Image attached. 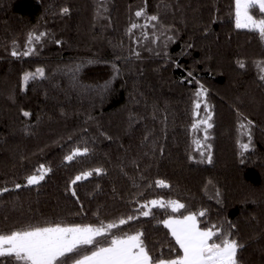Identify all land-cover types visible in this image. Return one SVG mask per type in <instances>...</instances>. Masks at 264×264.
<instances>
[{
  "label": "trees",
  "instance_id": "1",
  "mask_svg": "<svg viewBox=\"0 0 264 264\" xmlns=\"http://www.w3.org/2000/svg\"><path fill=\"white\" fill-rule=\"evenodd\" d=\"M234 4L0 0V233L135 215L112 234L142 231L151 254L170 259L182 250L161 221L203 210L201 228L243 244L240 264H264V39L236 28ZM95 63L113 73L86 85L81 69ZM37 68L44 76L24 84ZM209 112L212 127L194 128ZM77 148L88 151L66 160ZM41 165L51 171L28 185ZM151 200L185 208L139 216Z\"/></svg>",
  "mask_w": 264,
  "mask_h": 264
},
{
  "label": "snow or ice",
  "instance_id": "2",
  "mask_svg": "<svg viewBox=\"0 0 264 264\" xmlns=\"http://www.w3.org/2000/svg\"><path fill=\"white\" fill-rule=\"evenodd\" d=\"M234 8L236 28L254 30L264 39V18H254L252 14L254 9L256 13L264 16V0H235ZM68 11L67 8L63 9L65 14ZM135 15L139 17L145 13L137 11ZM150 19L157 20L158 18L151 16ZM131 27L134 29L137 25L132 24ZM39 39L40 35L30 36L29 43ZM23 54L27 56L31 52ZM12 55L15 56L17 53L13 52ZM240 67H244L242 62ZM37 76L43 77L44 69L37 68L35 72L25 73L24 83L27 84L29 80ZM261 79H264V76ZM101 87L106 88L107 84ZM205 95L206 89L201 86L196 93L195 115H199L200 98ZM23 114L30 115L28 112ZM210 120L211 113L209 112L205 119L198 121L193 127L198 128L200 124L206 125L205 132H207V129L212 127ZM244 127L245 125L241 124V128ZM241 147L247 150L249 144H243ZM87 151V148L83 151L77 148L65 159L72 161L75 157L86 154ZM208 161L211 162L210 156ZM49 171L51 169L41 165L36 174L26 178L27 184H39ZM95 171L100 172L101 170L96 169ZM90 175L92 172L82 173L72 183L86 179ZM157 183L160 187H168L163 180ZM15 187L20 188L21 185L17 184ZM0 191L6 192L8 189ZM73 195H75L74 191ZM153 207L171 208L173 212H179L185 208V205L175 200L167 202L151 200L140 206L137 210L139 216L153 215ZM205 215V211L202 210L199 213L183 215L182 218L169 217L161 221L170 230L176 244L182 250V254L175 258L154 257L144 241L142 231L123 236L113 235L112 229L138 219V216L129 215L119 219L118 223L104 224L101 222L99 226L56 224L55 226H35L13 230L7 234L0 233V264H240L238 253L243 248V244L237 241L230 231H224L222 226L211 225L201 228L198 216ZM101 237H111L106 240V246H101V241L98 239Z\"/></svg>",
  "mask_w": 264,
  "mask_h": 264
},
{
  "label": "rangeland",
  "instance_id": "3",
  "mask_svg": "<svg viewBox=\"0 0 264 264\" xmlns=\"http://www.w3.org/2000/svg\"><path fill=\"white\" fill-rule=\"evenodd\" d=\"M253 14V12H252ZM254 18H256L254 16ZM113 73L112 67L103 64H86L81 69L80 80L86 85H98ZM25 84V83H24Z\"/></svg>",
  "mask_w": 264,
  "mask_h": 264
}]
</instances>
